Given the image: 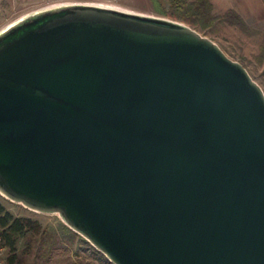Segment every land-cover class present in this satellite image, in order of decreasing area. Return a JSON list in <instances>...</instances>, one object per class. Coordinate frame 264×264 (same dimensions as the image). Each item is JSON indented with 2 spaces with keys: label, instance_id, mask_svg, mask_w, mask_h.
<instances>
[{
  "label": "water",
  "instance_id": "water-1",
  "mask_svg": "<svg viewBox=\"0 0 264 264\" xmlns=\"http://www.w3.org/2000/svg\"><path fill=\"white\" fill-rule=\"evenodd\" d=\"M0 192L115 264H264V88L186 21L39 8L0 31Z\"/></svg>",
  "mask_w": 264,
  "mask_h": 264
},
{
  "label": "rangeland",
  "instance_id": "rangeland-1",
  "mask_svg": "<svg viewBox=\"0 0 264 264\" xmlns=\"http://www.w3.org/2000/svg\"><path fill=\"white\" fill-rule=\"evenodd\" d=\"M66 2L102 3L177 19L160 12L154 0H0V31L29 12ZM161 3L168 7V0H161ZM191 25L217 41L233 59L242 62L264 88L263 31L250 28L245 31L230 21L220 19L207 28ZM0 201L16 217L37 220L41 224L42 231H48V243L43 246L36 245L35 241L41 236L39 234L29 233L18 241V252L28 249L25 252L24 264H74L76 262L108 264L112 262L92 242L70 227L59 214L31 209L23 203L6 197L1 192ZM31 237L33 240L29 239ZM49 246H51L50 249ZM10 253H12L11 250Z\"/></svg>",
  "mask_w": 264,
  "mask_h": 264
},
{
  "label": "trees",
  "instance_id": "trees-1",
  "mask_svg": "<svg viewBox=\"0 0 264 264\" xmlns=\"http://www.w3.org/2000/svg\"><path fill=\"white\" fill-rule=\"evenodd\" d=\"M159 11L177 19L191 23L195 26L201 25L207 28L214 24L216 20L230 21L238 25L241 29L248 31L249 26L245 20L235 10H229L223 15L213 13V4L210 0H168V7L161 3V0H154ZM0 231L4 236L6 244L10 247L9 264H24L25 252L17 251V243L21 237L29 233L41 235L37 239L36 245L43 246L48 243V231L43 230L41 224L32 218H19L6 209L0 201ZM33 240L32 237L29 238ZM51 246H49V249Z\"/></svg>",
  "mask_w": 264,
  "mask_h": 264
},
{
  "label": "crops",
  "instance_id": "crops-1",
  "mask_svg": "<svg viewBox=\"0 0 264 264\" xmlns=\"http://www.w3.org/2000/svg\"><path fill=\"white\" fill-rule=\"evenodd\" d=\"M213 13L223 15L235 10L245 20L250 29L264 32V0H210Z\"/></svg>",
  "mask_w": 264,
  "mask_h": 264
},
{
  "label": "built area",
  "instance_id": "built-area-1",
  "mask_svg": "<svg viewBox=\"0 0 264 264\" xmlns=\"http://www.w3.org/2000/svg\"><path fill=\"white\" fill-rule=\"evenodd\" d=\"M10 247L6 244L4 240V236L0 231V264H9V256H10ZM74 264H95L91 262H76ZM108 264H115L114 262H110Z\"/></svg>",
  "mask_w": 264,
  "mask_h": 264
}]
</instances>
